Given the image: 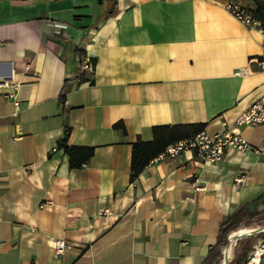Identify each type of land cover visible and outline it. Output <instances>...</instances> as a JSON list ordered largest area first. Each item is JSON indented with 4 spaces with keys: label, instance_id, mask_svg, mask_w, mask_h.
<instances>
[{
    "label": "crops",
    "instance_id": "crops-1",
    "mask_svg": "<svg viewBox=\"0 0 264 264\" xmlns=\"http://www.w3.org/2000/svg\"><path fill=\"white\" fill-rule=\"evenodd\" d=\"M226 1L0 0V264H204L229 216L264 210V126L233 124L264 92L262 35ZM85 57L94 73L77 84ZM223 123L252 149L160 155L130 182L153 127ZM66 127L69 146L94 148L82 169L57 149Z\"/></svg>",
    "mask_w": 264,
    "mask_h": 264
},
{
    "label": "trees",
    "instance_id": "trees-1",
    "mask_svg": "<svg viewBox=\"0 0 264 264\" xmlns=\"http://www.w3.org/2000/svg\"><path fill=\"white\" fill-rule=\"evenodd\" d=\"M251 1L254 4V9L248 10L252 18L259 21L261 24H264V0ZM83 67V62H81L80 72H78L72 79L77 84L85 81ZM69 90V81H66L59 95V103L61 107ZM113 128L115 130H121L125 133L122 123H116L113 125ZM204 128V124L153 127L151 131V141L144 142L137 139L132 144L129 175L130 182H133L151 161L160 156L167 146L183 139L193 138L202 133ZM69 132V128L66 127L63 138L57 143V149L63 150L64 154L67 156L70 169H82L89 164L94 154V148L85 146H69L67 144ZM258 215L259 218L257 223L261 224L262 221H264V210L260 212H252L248 209V207L244 206L235 214L229 216L220 226L217 241L215 245L209 249L204 259V264H221V250L227 245V237L241 227H249L251 224L250 218ZM255 238L264 239V233L255 237L243 238L236 241L232 251V259L229 261V264H245L249 257L248 254L252 250Z\"/></svg>",
    "mask_w": 264,
    "mask_h": 264
},
{
    "label": "built area",
    "instance_id": "built-area-1",
    "mask_svg": "<svg viewBox=\"0 0 264 264\" xmlns=\"http://www.w3.org/2000/svg\"><path fill=\"white\" fill-rule=\"evenodd\" d=\"M223 7L239 23L243 24L245 27L256 29L262 35L261 55L257 60V63L260 71L264 72V24H261L259 21L253 19L249 10L239 5L236 1H226ZM62 27L63 26L61 25L54 24L55 32L59 33ZM83 65V75H92L94 73L95 64L91 59L86 57L83 58ZM7 98L12 102L14 110L17 112L19 103L15 100V96L10 94ZM64 107L65 101L62 104V108ZM233 124L237 127L264 126V92H262L260 97L246 111L242 112L236 118ZM222 125L224 126V130L222 132L212 136L200 133L193 138L177 141L167 146L161 156L173 158L184 151H190L199 161L216 163L222 160L227 150H234L243 153L252 149L248 141L233 134L229 130V125L226 123H223ZM253 151L256 154L264 153V146L253 148ZM237 182H239V180ZM190 185L194 191H205V187L199 185L197 180H194ZM49 206H51V203L46 201L40 205V208ZM234 244L235 243L232 245ZM69 248L70 246L65 241L56 240L53 243V254L55 257H59ZM262 256H264V243L261 242L257 245L254 251L250 253L245 264H259Z\"/></svg>",
    "mask_w": 264,
    "mask_h": 264
},
{
    "label": "water",
    "instance_id": "water-1",
    "mask_svg": "<svg viewBox=\"0 0 264 264\" xmlns=\"http://www.w3.org/2000/svg\"><path fill=\"white\" fill-rule=\"evenodd\" d=\"M253 230L254 231L249 235H237L232 238H230L229 236L227 237V245L224 247L223 254H222V259H223L222 264H229V254H230L231 246L233 243L243 238L255 237L261 233H264V226L259 227L257 229H253Z\"/></svg>",
    "mask_w": 264,
    "mask_h": 264
},
{
    "label": "rangeland",
    "instance_id": "rangeland-1",
    "mask_svg": "<svg viewBox=\"0 0 264 264\" xmlns=\"http://www.w3.org/2000/svg\"><path fill=\"white\" fill-rule=\"evenodd\" d=\"M258 218H259V215L258 216H255V217H251L250 218V220H251V224H250V226L249 227H241L240 229H244V228H248V229H257V228H259V227H262V226H264V221H262V223L261 224H259V223H257V220H258ZM240 229H238V230H240ZM237 230V231H238ZM259 241V238H255V240H254V242L253 243H257ZM259 243H261V241H259L256 245H258ZM233 247H234V245H232V250H231V254H230V260L232 259V251H233ZM221 264H222V258H221V262H220Z\"/></svg>",
    "mask_w": 264,
    "mask_h": 264
},
{
    "label": "bare ground",
    "instance_id": "bare-ground-1",
    "mask_svg": "<svg viewBox=\"0 0 264 264\" xmlns=\"http://www.w3.org/2000/svg\"><path fill=\"white\" fill-rule=\"evenodd\" d=\"M253 229H248V228H244V229H240L238 231L233 232L232 234L229 235L230 238L235 237L237 235H249L253 232Z\"/></svg>",
    "mask_w": 264,
    "mask_h": 264
}]
</instances>
